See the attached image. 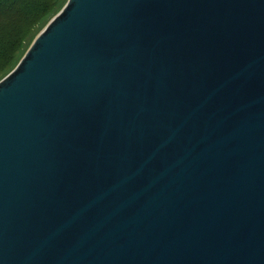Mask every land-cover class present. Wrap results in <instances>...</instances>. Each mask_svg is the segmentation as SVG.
Instances as JSON below:
<instances>
[{"label":"water","instance_id":"1","mask_svg":"<svg viewBox=\"0 0 264 264\" xmlns=\"http://www.w3.org/2000/svg\"><path fill=\"white\" fill-rule=\"evenodd\" d=\"M0 264H264V0H66L0 77Z\"/></svg>","mask_w":264,"mask_h":264},{"label":"rangeland","instance_id":"2","mask_svg":"<svg viewBox=\"0 0 264 264\" xmlns=\"http://www.w3.org/2000/svg\"><path fill=\"white\" fill-rule=\"evenodd\" d=\"M66 0H36L30 15L17 19L15 13H0V77L14 64L39 26Z\"/></svg>","mask_w":264,"mask_h":264},{"label":"trees","instance_id":"3","mask_svg":"<svg viewBox=\"0 0 264 264\" xmlns=\"http://www.w3.org/2000/svg\"><path fill=\"white\" fill-rule=\"evenodd\" d=\"M36 0H0V13L12 15L15 13L17 19L30 15L39 5Z\"/></svg>","mask_w":264,"mask_h":264}]
</instances>
